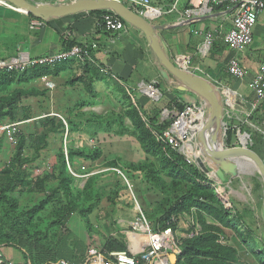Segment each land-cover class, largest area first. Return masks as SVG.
<instances>
[{"label": "rangeland", "instance_id": "374dc122", "mask_svg": "<svg viewBox=\"0 0 264 264\" xmlns=\"http://www.w3.org/2000/svg\"><path fill=\"white\" fill-rule=\"evenodd\" d=\"M0 9L34 19L1 3ZM68 17L73 19L69 31L108 30L101 24L102 14L81 12ZM170 17L164 14L150 22L161 24ZM219 23L201 21L196 30L191 29V35L197 37L207 25L212 29ZM35 26L34 37L39 38L44 25ZM17 36L20 40H14L12 49L0 41V57L9 56V51L20 52L23 32ZM92 40L90 36L86 39ZM72 41L62 40L52 52H60ZM42 47L35 52L44 53ZM226 51L221 43H215L205 57L218 53L224 64L230 58ZM190 52L194 54L196 49ZM62 62L50 68L11 72L15 73L13 82L0 89L2 261L43 264L58 257L79 260L109 246L127 248L133 238L130 222L137 215L136 206L152 229L171 220L178 246L192 233L214 230L234 250L230 264H264V184L259 173L249 168L234 176L224 173L222 180L218 167L200 145L190 149L191 162L184 160L182 166L161 139L175 117L172 111L179 112L175 100L167 101L160 90L144 91V86L141 93L147 94L155 107L146 109L138 100L140 91L128 83L115 81L92 65ZM234 121L237 119L229 122ZM247 129L248 125H242L240 134H246ZM237 134V129L226 130L223 147L229 140L238 146ZM242 141L248 150L253 149L249 137ZM20 144L23 150L18 163ZM70 150L75 153L71 163L67 160ZM151 171L157 181L148 178ZM3 180L7 185H1ZM188 191L197 193L194 202L185 211L169 215ZM207 194L211 198L203 199ZM192 260L198 264L199 258Z\"/></svg>", "mask_w": 264, "mask_h": 264}, {"label": "crops", "instance_id": "0c3cea01", "mask_svg": "<svg viewBox=\"0 0 264 264\" xmlns=\"http://www.w3.org/2000/svg\"><path fill=\"white\" fill-rule=\"evenodd\" d=\"M182 6H185V3ZM13 10L27 14L25 11ZM222 13L223 11H217L209 17L201 19L191 18L182 23H177V17L174 14H168L171 15L168 21L156 24L160 26L158 37L166 53L173 61L177 62L179 58V64L182 65L185 61L184 57L190 56L191 68L189 71L195 72V74L213 82L222 89L229 90L230 92H227L228 95L229 93L234 94V119H237V121H234L233 125L237 128H242L244 124L249 126L246 135L251 139V145L253 147L251 151L264 161V100L260 101L256 108L253 109L252 104L255 101V96L250 87V81L254 73L260 67L264 66V11L260 14L253 28V40L247 48L241 51H233L226 47L227 51L225 54L227 53L230 58H238L240 63L245 67V76L239 79L233 78L227 73L228 62L222 64L218 53H213L209 58L205 57L206 59L204 57L201 58V56L200 58L196 57L200 49V43L204 40V36L198 33L199 36L193 37L191 35V29L194 28L196 30L197 27L195 25L201 21L213 19L215 22L220 21L219 26L221 25L223 30H227L231 26V22L230 19L224 20V17L221 16ZM72 20L68 16L51 19L49 21L25 19L11 11L0 9V41L2 44L9 43V47L12 49L14 40L19 39L17 36L18 32L22 31L24 39L18 45L19 51L26 52L32 57H43L54 54L52 51L58 48L57 44H60L62 40L67 39L82 43L90 36L94 39L92 41L98 43V49L92 52V58L95 64L92 63L91 65L95 68L106 70L107 75L115 81L125 84L128 83L132 89H138L142 92L143 90L141 88L150 86L148 88L151 90L152 88L157 92L160 90V94L169 102L175 100L183 105L187 103H199L201 101L199 97L190 91H179L174 81L167 82L162 77L157 66L156 58L152 54L145 36L135 27L126 23V27L122 33L105 29L101 31L94 29L85 30L84 28L69 31L67 27H72ZM38 23L44 25V27L42 28L40 37L35 38V25ZM219 26L217 25L215 27ZM206 29H209L208 25ZM41 46L44 47H42L45 50L44 53L35 52V49ZM191 49H196V52L192 54L190 52ZM2 52L3 50H1ZM9 52V56L0 57V59H7L15 55L12 51ZM185 69L188 70L187 68ZM198 69L200 71H196ZM162 88L165 91H162ZM174 90L180 92V94L174 93ZM141 91L138 94V100L141 105L149 110L155 108L147 94L141 93ZM172 112L175 116L178 115L174 111ZM238 147H240V143L234 148ZM135 210L137 213L138 208L136 206L134 207ZM133 219H135V216ZM131 234L134 239L132 238L130 240L127 249L137 253L142 247H145L147 237L140 232H132Z\"/></svg>", "mask_w": 264, "mask_h": 264}, {"label": "built area", "instance_id": "2783aa9c", "mask_svg": "<svg viewBox=\"0 0 264 264\" xmlns=\"http://www.w3.org/2000/svg\"><path fill=\"white\" fill-rule=\"evenodd\" d=\"M59 1V0H58ZM65 1V0H60ZM128 6L138 15L145 17L149 22L164 14H174L177 23H182L191 18H206L213 15L217 7H223L222 17L224 20L230 19L231 26L223 30L222 26L206 29L198 32L204 36V42L199 49L201 57L207 56L215 43L233 50L241 51L247 48L253 40V28L257 23L260 14L264 11V0H116ZM185 3V6L182 4ZM105 27L112 32L122 33L126 27V22L114 12L104 17ZM208 45L206 52L203 46ZM98 49L96 41H84L73 47L50 54L43 57H32L26 52H19L13 57L0 59V73H11L24 71L36 65L54 66L58 62L74 60L79 64L85 62L94 63L92 52ZM187 68L191 62L190 57H184ZM179 63V58L178 61ZM189 70V69H188ZM100 71L107 74V71L100 68ZM196 71H200L199 69ZM195 73V72H193ZM227 73L236 79L245 76V67L236 57H231L227 63ZM218 86V85H217ZM219 87V86H218ZM250 87L254 93L255 101L253 109L258 103L264 100V66L254 73ZM223 96V121L226 130L229 121L234 120L235 104L228 99L227 89L219 87ZM155 98V97H154ZM206 119V107L202 101L199 103H187L183 111L178 114L170 127L164 131L161 139L167 143L174 151L184 157L187 162H191L190 149L197 146V133L204 125ZM237 133L239 128L233 125ZM238 135V134H237ZM240 142V141H239ZM241 143V142H240ZM241 145V144H240ZM137 204V202H135ZM134 221L130 222L134 232L146 235L147 245L140 251L134 253L129 249L113 251H92L88 252L83 260L78 264H169L170 254L176 256L181 254L180 248L176 243L175 234L172 227L168 225L161 231H154L150 226L142 209L138 207ZM195 233H192V237ZM225 244L223 237L218 240ZM168 250V251H167ZM0 264H14L3 262L0 256ZM50 264H75L68 259H59Z\"/></svg>", "mask_w": 264, "mask_h": 264}, {"label": "water", "instance_id": "95a60500", "mask_svg": "<svg viewBox=\"0 0 264 264\" xmlns=\"http://www.w3.org/2000/svg\"><path fill=\"white\" fill-rule=\"evenodd\" d=\"M14 7L26 10L27 14L42 21L59 19L81 12L109 10L118 15L127 24L138 29L146 38L150 50L157 61L162 77L167 81H174L179 91H190L204 103L206 119L197 133L200 147L210 155L214 165L219 169V176L225 180L224 173L232 176L246 172L247 169L257 171L264 184V161L253 151L241 143L238 148L218 146L222 136L226 134L223 121V96L220 88L202 76L186 70L178 62L173 61L166 53L159 37V25L152 24L145 17L138 15L128 6L116 0H74L72 2L57 1L33 3L29 0H5ZM247 136L246 134H244ZM223 141V139H222ZM224 146V141H223ZM68 160V159H67ZM264 219V200L262 205ZM177 256L170 254L169 264H176Z\"/></svg>", "mask_w": 264, "mask_h": 264}, {"label": "trees", "instance_id": "16d2710c", "mask_svg": "<svg viewBox=\"0 0 264 264\" xmlns=\"http://www.w3.org/2000/svg\"><path fill=\"white\" fill-rule=\"evenodd\" d=\"M222 8L223 7H217L216 11H220ZM91 12L97 13V14H102L103 21L101 24H104V25H105L104 17L106 15L112 13V11H109V10H97V11H91ZM28 15L30 17H33L34 19L42 21L41 19L34 17L30 13ZM77 44H79V43H74V41H72V43H70V45L63 50H67V49H69V48H71ZM61 63H63V62H61ZM58 64H60V63H58ZM91 64L92 63H90V62H85L84 64H81V65L88 66ZM40 68H50V67L47 65H36V66L32 67V69H40ZM29 69H31V68H29ZM14 77H15V73H5V72L0 73V89L6 85L11 84L14 80ZM68 82L70 84H72L74 82V80H69ZM173 103L180 107L178 109L179 110L178 114H180L183 111L185 104L182 105V104L178 103L177 101H174ZM175 117H173V121H174ZM68 124H69V122H68ZM232 124H234V123H231L229 125L227 131H231V130L236 131ZM226 146L228 148H234V147H236V144L232 143V140H229L228 143L226 144ZM22 150H23L22 144L18 145L17 151H16V159H17L18 163L21 162V159H22L21 158ZM173 152H174V155L176 156L175 161L182 162V166L186 165V162L184 161L185 160L184 157L181 156L180 154H178L174 150H173ZM74 154L75 153L72 150L68 151V161L70 163L72 162ZM97 157H98V155L95 156V158H97ZM151 172L152 173L150 174V176L148 178L150 180H156L157 181L158 179L156 177V174H154L153 171H151ZM197 177L201 178V176H199V175ZM7 183L8 182H6L5 180L1 181L2 186L7 185ZM7 188H9V186H7ZM195 197H197V193L195 191L194 192L188 191L187 196L184 197L183 199H181L180 202L177 203L169 211V215L177 213V212L185 211L189 207L191 202H194ZM202 198L203 199H210L211 195L207 194V195H204V197H202ZM84 217H85L86 224L89 225V218L86 215H84ZM65 218H67V216H65ZM168 225L171 226V220H168V222L163 224L162 228H157L156 230L155 229H153V230L154 231H161L165 227H167ZM220 238H221V236L216 234V232L214 230H206V231H202L199 233L196 232L192 237L189 236V237L184 238L181 241V244L179 245L181 254H179L177 256L176 264H192L193 258H199L198 264H230V261H232V259H233L234 250L231 247L227 246V243H225V244L219 243L218 240ZM125 249H127V248L116 249L115 247L109 246L108 248L102 249L101 251H113V250H125ZM83 258H84V256H83ZM83 258L79 259V260H74V259H70V258H66V257H58L52 261H48V262L43 263V264H50V263L55 262L59 259H68V260L74 262L75 264H78L83 260Z\"/></svg>", "mask_w": 264, "mask_h": 264}, {"label": "bare ground", "instance_id": "6f19581e", "mask_svg": "<svg viewBox=\"0 0 264 264\" xmlns=\"http://www.w3.org/2000/svg\"><path fill=\"white\" fill-rule=\"evenodd\" d=\"M0 2L1 3H3V4H6V5H8L9 7H11V8H13V9H16V10H21V11H25L26 12V10H24V9H21V8H17V7H14L13 5H11L10 3H8L7 1H5V0H0ZM207 47H208V45H205V46H203V52L205 53L206 52V50H207ZM186 63H185V61L182 63V66H184ZM153 89V88H152ZM144 90H147V92H149L151 89H149L148 88V86H145L144 87ZM154 90V89H153ZM232 97V99L230 100V98ZM156 98V97H155ZM228 100L230 101V102H232V103H234L235 102V96H234V94L233 93H229V95H228ZM237 137H238V139H239V141L241 142V143H243V141H242V137H247V136H243V134H240V133H238V135H237ZM220 143L222 144L223 143V141H222V139L220 140V142L218 143V146H219V148L221 149L222 147H223V145H220ZM201 151H203V149H201ZM203 153V152H202ZM146 246V245H145Z\"/></svg>", "mask_w": 264, "mask_h": 264}]
</instances>
